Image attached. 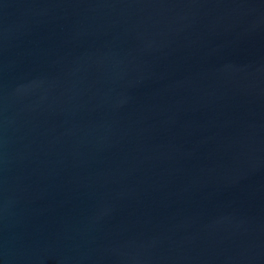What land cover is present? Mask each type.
<instances>
[{
	"label": "water",
	"instance_id": "obj_1",
	"mask_svg": "<svg viewBox=\"0 0 264 264\" xmlns=\"http://www.w3.org/2000/svg\"><path fill=\"white\" fill-rule=\"evenodd\" d=\"M0 264H264V0H0Z\"/></svg>",
	"mask_w": 264,
	"mask_h": 264
}]
</instances>
